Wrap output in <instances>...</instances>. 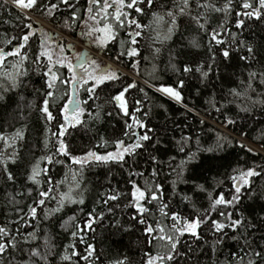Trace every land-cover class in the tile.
Segmentation results:
<instances>
[{"label": "trees", "instance_id": "trees-1", "mask_svg": "<svg viewBox=\"0 0 264 264\" xmlns=\"http://www.w3.org/2000/svg\"><path fill=\"white\" fill-rule=\"evenodd\" d=\"M52 2L59 3V0ZM71 2L79 9L80 18L74 24L69 19L74 9L64 5L54 10L53 16H48L46 9L31 12L68 37L89 42L91 48L100 52L102 57L132 72L138 79L118 72L119 80L105 82L91 96L86 90L91 86V81L79 87L77 96L83 109L81 123L68 128L61 138L68 146L69 155H54L58 143L53 133H59L63 123L62 108L70 93V83L56 85L54 98L50 99L54 119L49 123L41 112L45 93L49 91L46 87L47 77L43 76L47 71V60L41 58L40 62L36 61L45 29L15 8L13 0H0V48L11 50L22 42L19 38L23 34L29 31L35 33L22 49V55L28 57L23 65L28 75L22 78L20 87L4 93L5 98L0 100V134L10 137L18 129L24 134L23 140L6 151L4 142L0 141V154L7 163V171L0 164V227L8 228L21 243L22 237L31 240L27 234L34 232L37 238L31 242L39 246L42 253L48 251L45 248L47 240L51 250L48 264H115L125 257L128 264H145L146 253L154 256L164 254L169 249L165 241L155 239L160 235L158 231L146 234L145 225L139 223L140 216L131 199L132 184L142 189L162 185L159 202H141L149 209L144 216L147 223L155 227L156 221H160L165 231H169L173 222L161 216L159 208L163 203L168 204L166 211L169 215L175 212L189 220L198 215L208 219L197 230L199 239L190 234L180 237L178 251L181 255L175 264H240L235 259L237 254L264 252V103L251 107L248 113L240 112L237 104L245 106V101L241 99L230 103L233 97L229 94L232 89L245 90L250 72L264 73V17L256 20L238 16L237 13L244 11L241 8L243 0H231L227 12L197 8L195 0H192L191 13L178 14L176 30L170 39L164 40L163 35L171 26L170 18L165 13L168 10L178 13L180 0H153L151 8L146 4L141 5L142 14L125 9L130 12L131 18L144 26L138 30L142 35L137 37L136 45H131L128 34L137 31L132 26L130 29H119L115 41L98 47L93 38L82 35L88 0ZM228 2L200 0L201 4L210 3L222 9ZM154 13L164 16V21L159 25ZM195 16L200 17L199 22L192 19ZM238 19L244 20L240 28L236 27ZM28 24L32 25L31 29L26 27ZM200 24H204V28ZM213 30L219 33L218 39L223 43L217 44L211 39ZM158 32L160 41L156 39ZM8 40H12V43L8 44ZM121 41L124 42L123 48ZM248 46L256 52L254 60L241 58L249 55ZM130 47L137 48L140 55H124L117 60L118 54ZM65 49L70 52L66 45ZM225 50L230 53L228 58L222 54ZM18 59L9 57L5 60V66L0 68V82H5L3 73L15 71L12 65ZM94 60L99 65L102 63L98 58ZM185 66L191 67L192 71L184 72ZM197 68L208 72V77H202ZM57 69L61 78L70 80L67 67L57 65L54 71ZM181 81L183 87L180 86ZM133 82L136 87L125 93L129 112L126 116L114 97ZM252 83L255 92H249V95L254 100L264 99V85H259L258 81ZM161 86L179 91L182 102L158 91ZM137 101L140 103L137 104ZM216 107H221V111H216ZM133 117L146 127L134 125L129 129L127 125L132 123ZM228 117L234 118L236 123L227 125ZM133 131L138 134L147 132L153 139L144 142L146 151L138 150L139 154L128 157L126 163L93 162L82 170L80 165L72 163L73 156L83 157L88 151L101 155L115 151L117 140L133 143ZM185 138L190 139L185 142ZM241 140L257 147L258 151ZM218 143L223 147L218 148ZM181 145L184 151L179 150ZM13 151L17 153L15 157ZM45 156H53L61 163L48 165L46 161L42 162L41 167L49 169L47 177L51 178L52 183L49 184L47 177L42 175L39 178L41 184L36 185L28 176L36 161ZM151 156H155L157 162L154 163ZM193 156L189 161V157ZM11 159L16 162L12 163ZM153 169L157 172L155 176ZM248 169H256L261 175L251 178V188L242 189L239 202L233 206L218 205L216 211H211L212 202L220 194L226 200H231L235 195L232 177ZM9 172L14 180H8ZM77 182L79 187L75 191L83 197L84 204H66L62 211L45 218L46 211L51 212L57 207L60 194L70 187L75 188ZM50 188L53 189L50 197L55 196L56 199H47L45 205L37 208L36 219H32L29 207L40 199L39 191ZM121 193L123 195L119 199L104 203L109 195ZM221 211L231 213L232 219H244L249 227H241L235 232L226 228L224 234L215 233L213 220L227 223L226 215L219 214ZM90 219L94 221L91 228L86 226ZM17 228L21 229V235H17ZM72 233H76V236ZM89 246L93 255L85 261L81 257L87 255ZM27 247L24 245L25 252ZM73 252L78 255L73 256ZM66 254L71 257L70 260L62 259ZM26 259V255L21 257L20 253H16L13 264H21ZM33 260L36 264H44L38 258ZM247 261L248 256L244 255L243 264H247ZM260 264H264V260Z\"/></svg>", "mask_w": 264, "mask_h": 264}, {"label": "snow or ice", "instance_id": "snow-or-ice-1", "mask_svg": "<svg viewBox=\"0 0 264 264\" xmlns=\"http://www.w3.org/2000/svg\"><path fill=\"white\" fill-rule=\"evenodd\" d=\"M78 3L79 0H76ZM191 3L192 0H180V4L178 5V13L173 10H168L165 15L170 18L171 26L168 27L166 33L163 35L164 40H168L171 38L172 34L177 28V15H184L191 13ZM197 8H214L215 11H229L231 7V0H229L228 4L224 6V8H215L214 5L210 3L201 4L200 0H195ZM146 4L149 8L153 5V0H88V7L86 9L87 19L84 21L82 26V35L93 38L98 47L106 46L108 42L115 41L118 35L119 29L122 28H132L135 26L137 31H130L128 34L131 37V45H136L138 43L137 37L142 35L139 29H142L144 26L141 25L136 19L131 18L130 12L125 11L134 10L138 14L143 13V8L141 5ZM60 5L67 6L69 9H74L72 11L70 22L76 23V21L80 18L78 13L79 9L75 8V4L71 2V0H59V3H53L52 0H13V6L19 9L22 13H26L33 10H45L47 11L48 16H53L55 14L54 10L58 9ZM241 8L244 10L242 12L237 13L238 16H245L251 19L260 20L264 17V0H243L241 3ZM109 9H112L110 12ZM155 21L159 25V23L164 21V16L158 15L154 13ZM30 19V17H28ZM192 19L199 22L200 17L195 16ZM91 21L92 23H89ZM244 24V20L238 19L236 27L240 28ZM201 28H204V24L199 25ZM28 29L32 28L31 24L26 25ZM35 33L29 31L22 35L19 38L20 42L18 46L13 47L11 50L5 51L4 48H0V68H3L5 60L9 57H18L19 59L12 67L15 69L13 72L3 73V80L5 82H0V100H3L4 93L13 91L22 85V78L28 75L27 69L23 67L24 62L28 59L27 55H22V49L26 47L29 42L31 36H34ZM44 35L43 33L41 34ZM219 33L215 30L212 32L211 39L215 41L217 44L223 43L220 39H218ZM12 39H17L13 37ZM157 41H160V34L157 33L156 37ZM51 40V36H47L46 38L41 40L40 52L36 57V61L40 62L41 58H46L47 60V71L43 73L46 79V87L49 89L45 93V99L43 100V106L41 108V112L44 114V118L49 123L54 119L52 112L50 111V99L54 98V90L56 85L59 84H71L73 89V98L69 99L67 104H65L62 108L63 114V123L60 125L59 133H53L54 136L57 137L58 147L56 148V153L54 155L59 156H68V146L64 142L62 137L65 136L67 129L70 127H75L77 124L81 123L80 116L83 113V109L80 107V102L76 99L77 89L79 87H83L84 85H88L91 81L92 84L86 90L89 95H93L95 93L96 88L100 85H103L108 81H117L120 79V76L117 72L111 68L105 67L101 68L99 64L94 59H89L86 55L81 54L76 57V63L73 64L71 61H68L66 64L64 60H56L53 61L52 49L47 46L48 41ZM8 44L12 43V40H8ZM121 48L124 47V42L121 41ZM242 43V42H241ZM60 52H63V48L61 46H57ZM159 52V49H156ZM248 56L241 57L244 60H254L256 58V52L254 48L251 46L247 47ZM223 56L228 58L230 53L228 50L223 51ZM127 55L129 57L139 56L140 53L137 48L130 47L126 52L121 51L117 60L120 56ZM57 65L59 67H67L68 72H70L71 79H63L58 73V69H56ZM135 67V65H133ZM79 68L80 71L77 72L76 69ZM192 68L189 66H185L184 72H191ZM197 72H201L202 77L207 78L208 72L201 71V68L196 69ZM253 81H258L259 85H264V73L250 72L249 73V81L247 86L243 92L237 91L236 89L230 90V95L233 97L232 102H236L238 100L243 99L245 101V106L241 104H237L240 112L248 113L251 107H254L256 104L264 103V99L254 100L249 92H255V88L253 87ZM180 86L183 87V81L180 82ZM136 87L135 82L127 85L119 94L114 97V100L118 103V106L123 110L124 115H129L128 109L126 107L125 102V93L129 91V89ZM143 91V89H141ZM158 91L166 93L169 97L175 99L177 102H182V95L179 91L175 90L172 87L161 86ZM137 104L140 101L136 102ZM215 106V105H214ZM139 111V109H137ZM216 111H221V107H216ZM236 123V120L232 117H228L226 119L227 125H233ZM137 126L140 128L146 127L141 121L136 120L133 117V121L131 124H128L127 127L132 129L133 126ZM134 137L133 143H125L124 140H117L115 142V151L108 152L105 155L98 154L95 151H88L83 157H75L73 156L72 163L80 165L81 170L87 164L93 162H103L105 164L109 162L116 163H126V159L128 157H133L139 154L138 150H147L145 143L151 141L153 139L147 132L144 134H138L136 132L131 133ZM128 135V133H125ZM24 139V134L22 130H17L12 136L5 137L0 134V141L4 142L5 151L7 148L15 146V144L19 140ZM187 139L185 138V142ZM107 143L106 141L104 142ZM159 143V141H157ZM243 147V145H240ZM45 147H47V141L45 142ZM218 148H222V144H217ZM180 151H184L183 145L179 148ZM208 151H212V149H208ZM251 151V149H249ZM17 153L13 151V157H15ZM193 157H189V161H191ZM151 160L155 163L157 162V158L155 156H151ZM46 161L48 165H53L55 163H61L59 160H54L53 156H45L41 157L36 163L32 166L30 170V174L28 179L32 181L34 184H41V180L39 179L42 175L47 177L49 169L47 167L42 168L41 163ZM12 163H15V159H11ZM183 163V162H182ZM0 164H3L5 171H7V163L3 159V155L0 154ZM135 164V161H133ZM153 176L157 175L155 169L152 172ZM134 175V174H133ZM142 175V173H141ZM261 172L256 169H248L246 171H239L238 175L232 177L233 180V188L235 191V195L232 196L231 200H226L223 194H220L218 198H216L211 204V211H216L218 205L225 206H233L238 203L240 200V194L242 189L251 188V178L260 176ZM8 180H14L13 175L8 173ZM73 179L75 180V173L73 174ZM47 181L49 184L52 183L51 178L47 177ZM79 187V183L77 182L75 188L70 187L67 192L61 193L59 196L57 207L51 212H45V218H48L50 215H54L56 212H60L64 209L66 204H84V199L82 196H79L76 193L75 189ZM162 185H156L155 188L146 187L142 189L137 184H132L131 191V199L139 213V223L145 225V233L151 235L154 232H159L160 235L156 236L155 239L166 242V247L169 249L166 253L156 255H152L151 253H146L147 260L145 264H175L176 259L181 255L178 251V245L180 243V237L185 234H190L193 237L199 239L198 229L208 222V219L202 218L201 216H196L194 219H186L180 216L179 213H169L166 211L168 208L167 203H163L160 206L159 211L162 217H167L172 220L171 228L168 232L165 231V227L161 225L160 221H156V226L153 227L151 223H147L144 218L145 213L149 212V209L144 207L141 202L153 203L160 201L159 193H162ZM203 190V189H201ZM53 189H48L47 191L41 190L39 191V197L37 201L33 202L34 206L29 207V213L32 219H36L37 217V208L45 205V201L49 198L56 199L55 196L50 197V193ZM121 194L109 195L104 203H107L109 200H117ZM79 196V198H78ZM150 197V198H149ZM209 197L211 198V193H209ZM220 215H226L227 223L212 221V227L215 233L224 234V230L226 228H230L232 231H238L241 227H249L246 221L242 218L232 219L231 213L225 214L223 211L219 213ZM91 213H89V217H91ZM207 216V213H205ZM102 218V217H101ZM135 218V217H134ZM23 219V218H22ZM94 221L92 219L87 223V227L91 228V225ZM17 235H21V229H16ZM28 237H31V240L23 238L21 241L17 240L16 236H13L11 231L6 227H0V264H13V259L15 258L16 253H20L21 257L27 256L26 260H23L21 264H36L33 258H38L43 261L44 264H48L49 255H51V250L48 247V241L45 240V248L48 249L47 252L42 253L39 250V246H35L32 244V240H35L36 234L34 232H30L27 234ZM73 236H76V233H72ZM235 239V237H234ZM248 244V241H245ZM24 245H27V252H25ZM250 248V245H249ZM73 256L78 255V253L73 252ZM93 255V250L91 246L87 249V255H83L81 258L85 261H88L90 257ZM244 255L248 256L247 264H260V261L264 260V252L262 251H248L245 252ZM244 255L237 254L235 259L243 264ZM63 260H70L71 257L69 255H64L62 257ZM115 264H128L127 257L117 260Z\"/></svg>", "mask_w": 264, "mask_h": 264}, {"label": "rangeland", "instance_id": "rangeland-1", "mask_svg": "<svg viewBox=\"0 0 264 264\" xmlns=\"http://www.w3.org/2000/svg\"><path fill=\"white\" fill-rule=\"evenodd\" d=\"M29 12L27 14L30 15V16H33L34 17V20L38 21L40 23V25L45 29V31H44L45 32L44 38H46L49 35L51 36V40L48 41L47 46L52 49L53 60H55V61L56 60H64L65 64L68 61H71L73 63L74 59L79 55V51H81V49L83 47H87L89 50H91V55L92 56H91L90 59L98 58V59H100L102 61V63H100V65H99L101 68L106 65L107 61H109L112 64V66L111 67H108V68H111V69L115 70L117 73L118 72H121L122 74H125V75L127 74V75L132 76L135 79H138L135 74H133L132 72L127 71L126 69L122 68L121 66H119L114 61L109 60V59H104L105 57H97V55H96L97 52L91 48V44L89 42H83L80 39H70L61 30L57 29L56 27L51 26L49 23H47L45 20L39 18L38 16L33 15V14H29ZM64 39H66V40H64ZM68 42L69 43L72 42L71 43L72 45L70 46V48L73 49V50H75V51H73V53L68 52L65 49V45ZM58 45L63 48V52H60L59 48H54V46L57 47ZM69 75H70V79H71V75L72 74L70 73ZM70 88H71V84H70ZM163 94L167 95L166 93H163ZM69 99H70V93H69L68 99L66 101V104H67V102H68ZM77 99L80 101V99H79L78 96H77ZM241 142L245 143L246 146H248L249 148L258 151V148L255 147V146H253L249 142H247L245 140H241Z\"/></svg>", "mask_w": 264, "mask_h": 264}, {"label": "water", "instance_id": "water-1", "mask_svg": "<svg viewBox=\"0 0 264 264\" xmlns=\"http://www.w3.org/2000/svg\"><path fill=\"white\" fill-rule=\"evenodd\" d=\"M71 46V43H69L68 45H67V47L69 48ZM72 53H73V51H71ZM91 50H89L87 47H83L82 49H81V51H80V55L81 54H84V55H86L87 57L89 56H91ZM96 55L98 56V57H100L101 56V53L100 52H97L96 53ZM76 63V59L74 60V62H73V64H75ZM112 66V64L109 62V61H107V63H106V65L104 66V67H102V68H105V67H111ZM76 71L77 72H79L80 70H79V68H77L76 69ZM72 93H73V89H72V85H71V99L73 98V95H72ZM76 99H77V95H76V97H75ZM116 102V101H115ZM117 103V102H116ZM118 104V103H117Z\"/></svg>", "mask_w": 264, "mask_h": 264}, {"label": "flooded vegetation", "instance_id": "flooded-vegetation-1", "mask_svg": "<svg viewBox=\"0 0 264 264\" xmlns=\"http://www.w3.org/2000/svg\"><path fill=\"white\" fill-rule=\"evenodd\" d=\"M32 13V12H31ZM34 15V14H33ZM36 22H38V21H36ZM39 23V22H38ZM48 23V22H47ZM50 24V23H49ZM51 25V24H50ZM52 26V25H51ZM75 51V50H74ZM90 59V58H89Z\"/></svg>", "mask_w": 264, "mask_h": 264}]
</instances>
